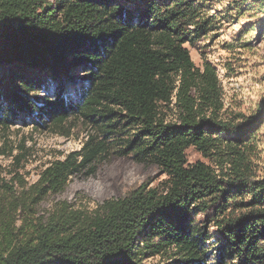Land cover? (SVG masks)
I'll return each mask as SVG.
<instances>
[{
	"label": "trees",
	"instance_id": "trees-1",
	"mask_svg": "<svg viewBox=\"0 0 264 264\" xmlns=\"http://www.w3.org/2000/svg\"><path fill=\"white\" fill-rule=\"evenodd\" d=\"M205 1L0 0V129L22 116L92 131L28 191L0 197V264H264V176L249 144L264 108L249 124L221 119L215 69L196 68L187 46L232 12L209 14ZM228 1L262 17L264 35V0ZM190 148L210 164H189ZM112 157L157 166L165 188L137 185L93 209L61 202L18 224Z\"/></svg>",
	"mask_w": 264,
	"mask_h": 264
},
{
	"label": "rangeland",
	"instance_id": "rangeland-1",
	"mask_svg": "<svg viewBox=\"0 0 264 264\" xmlns=\"http://www.w3.org/2000/svg\"><path fill=\"white\" fill-rule=\"evenodd\" d=\"M205 2L204 10L209 9V14L218 12L226 18L228 15L224 12L232 14L229 20L221 21L216 31L210 32L195 45H188V50L196 68L203 71L205 63H209L215 69L221 87V119L249 124L264 108L263 19L259 15L239 17L229 8L228 0ZM239 3L234 5L237 9ZM246 6L245 1L243 7ZM166 110L168 118H174L175 107L173 111ZM33 120H23L22 116H18L7 129H0V197L8 199L13 194L20 196L28 191L46 168L71 152L80 150L92 134L91 129L72 119L63 128H53L47 121H44L46 128L38 127ZM249 144L252 148V169L258 177H263L264 119L260 120L254 139H250ZM187 160L189 164L199 161L210 164L193 148L187 151ZM212 165L216 168L215 164ZM166 182L167 176L155 165L112 157L100 164L94 175L74 176L63 192L45 197L30 208L29 215L21 213L18 224L25 219L46 221L61 202L76 208L93 209L106 200L125 196L137 185L149 183L150 187L163 190ZM210 232L213 236L218 235L215 227L211 226ZM169 262L156 256L144 260L143 264Z\"/></svg>",
	"mask_w": 264,
	"mask_h": 264
}]
</instances>
